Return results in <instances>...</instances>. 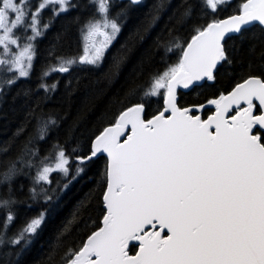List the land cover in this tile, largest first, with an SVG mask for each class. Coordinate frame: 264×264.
<instances>
[{
  "label": "snow or ice",
  "instance_id": "1",
  "mask_svg": "<svg viewBox=\"0 0 264 264\" xmlns=\"http://www.w3.org/2000/svg\"><path fill=\"white\" fill-rule=\"evenodd\" d=\"M90 3L99 16L82 28L83 55L57 57V63L43 71L42 81L50 73L69 72L75 64H98L120 32L117 18L109 14L112 0ZM229 3L185 0L179 22L192 20L197 9L205 21L194 23L189 41L173 37L166 51L179 49L176 63L152 77L142 89L141 102L122 110L95 135L90 153L77 158L79 165H86L100 155L106 157L102 226L78 248L64 252L61 264H264V60L256 65L249 62L247 72L229 91L206 104L182 106L178 93L215 82L220 69L233 63L227 52L229 40L243 42L257 29L264 33V0H241L236 12L216 18L218 9ZM73 7L72 0H36L35 4L0 0V67L15 73L0 82V91L29 78L33 42L56 16ZM45 9L52 13L47 21L42 16ZM39 87L47 92L56 84L41 82ZM152 97H159L162 107L147 118L145 102ZM207 106L211 114L202 119L197 113ZM55 123L51 118L38 119L35 136L14 158L0 160V188L8 189L7 195H0V210L5 212L0 246L22 241L26 246L44 221L41 213L14 237L6 236L14 221L13 178L33 167L35 182L51 183L53 172L69 173V158L62 147H55L54 157H38L33 146ZM8 151L9 147H0V156ZM83 171L77 166L76 175ZM32 193L33 198L38 195L36 189Z\"/></svg>",
  "mask_w": 264,
  "mask_h": 264
},
{
  "label": "trees",
  "instance_id": "2",
  "mask_svg": "<svg viewBox=\"0 0 264 264\" xmlns=\"http://www.w3.org/2000/svg\"><path fill=\"white\" fill-rule=\"evenodd\" d=\"M72 2L75 7L56 16L37 41L30 77L8 87L0 106V147H9L6 156H0V160L14 158L29 137L35 136L38 119L51 118L56 123L49 125L45 139L34 140L33 146L38 150V157L49 154L54 157L55 147H62L69 158V173L65 176L53 172L49 177L51 183H39L35 182L36 168L33 167L24 168L13 178L11 195L16 203L11 206V212L14 221L6 236L14 237L41 213L46 217L26 246L23 241L21 245L0 246V264H61L64 252L78 248L102 226L106 157L100 156L86 165H79L77 158L90 153L95 135L110 125L122 110L141 102L142 89L152 77L176 63L179 49L166 51L173 37L180 38L182 43L189 41L194 23L206 19L197 9L192 20L180 23L185 0H143L138 5L112 0L109 14L117 18L120 32L99 64L77 66L65 74L53 72L42 81L43 71L56 64L57 57L83 55L82 28L94 15L99 16L90 0ZM240 2L231 0L214 15L218 19L227 18L236 12ZM51 15L50 10L42 13L44 21ZM153 16L158 19L153 20ZM227 52L233 63L221 68L215 82H208L204 88L179 92L182 106L206 104L209 98L220 92L226 93L241 73L247 72L249 62L256 65L264 60L261 55L264 33L257 29L243 42L229 40ZM41 82L54 83L56 88L46 92L39 87ZM145 103L147 118L162 107L159 97L149 98ZM197 114L206 119L211 114V107L207 106ZM73 148L77 150L73 152ZM77 166L84 168L79 175H76ZM74 175L76 178L72 179ZM32 189L38 193L35 198ZM7 194L6 187L0 188V195ZM46 195L51 199H45ZM4 215L5 212L0 210V223Z\"/></svg>",
  "mask_w": 264,
  "mask_h": 264
},
{
  "label": "flooded vegetation",
  "instance_id": "3",
  "mask_svg": "<svg viewBox=\"0 0 264 264\" xmlns=\"http://www.w3.org/2000/svg\"><path fill=\"white\" fill-rule=\"evenodd\" d=\"M35 2H36V0H33V4H35ZM48 9H45L44 11H47ZM43 11V12H44ZM61 14H64V13H61ZM47 31V30H46ZM46 31H45V33H46ZM44 33V34H45ZM44 36V35H43ZM42 36V37H43ZM42 37H39L37 40H35V58H34V60H33V67H32V69H31V71H30V75L32 74V70L34 69V63H35V59H36V49H37V41L39 40V39H41ZM84 65H87V64H84ZM77 66H83V65H81V64H75V65H73L71 68H74V67H77ZM70 68V69H71ZM59 73V72H58ZM51 74V73H50ZM13 75H15V73H7V72H5L4 70H3V68L2 67H0V82H2L6 77H8V76H13ZM30 77V76H29ZM26 79H28V78H26ZM22 80H25V79H20V80H18L15 84H18L20 81H22ZM14 84V85H15ZM13 86V85H12ZM9 86H4L3 87V90L2 91H0V106L2 105V102H3V99H4V94H5V92H6V90H7V88H8Z\"/></svg>",
  "mask_w": 264,
  "mask_h": 264
},
{
  "label": "rangeland",
  "instance_id": "4",
  "mask_svg": "<svg viewBox=\"0 0 264 264\" xmlns=\"http://www.w3.org/2000/svg\"><path fill=\"white\" fill-rule=\"evenodd\" d=\"M30 34V33H29ZM118 35H119V33L116 35V37H115V39L112 41V43H111V45L107 48V50L105 51V53H104V55L106 54V52L111 48V46L113 45V43L116 41V39H117V37H118ZM38 39V38H37ZM33 44H34V49H35V41L33 42ZM13 50L15 51L16 49H15V46H13ZM34 58H35V52H34ZM34 60V59H33ZM99 64V63H98ZM97 65V64H96ZM52 174V173H51ZM50 174V175H51ZM39 183H42V181L41 182H39ZM45 217H46V215L44 214V219H45ZM44 222V221H43ZM43 224V223H42Z\"/></svg>",
  "mask_w": 264,
  "mask_h": 264
},
{
  "label": "water",
  "instance_id": "5",
  "mask_svg": "<svg viewBox=\"0 0 264 264\" xmlns=\"http://www.w3.org/2000/svg\"><path fill=\"white\" fill-rule=\"evenodd\" d=\"M125 1H129L130 2V0H125ZM143 0H141V2H142ZM134 5H138V4H134ZM68 73V72H67ZM63 74H65V73H63ZM189 90H183V89H180V90H178V93L179 92H188ZM211 107V106H210ZM100 156H104V155H100ZM100 156H98V157H100ZM97 157V158H98ZM95 159V158H94Z\"/></svg>",
  "mask_w": 264,
  "mask_h": 264
}]
</instances>
